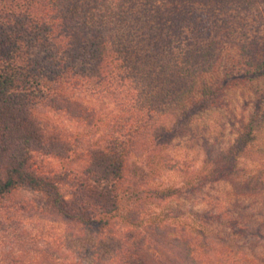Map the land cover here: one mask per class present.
Returning a JSON list of instances; mask_svg holds the SVG:
<instances>
[{"label": "trees", "instance_id": "trees-1", "mask_svg": "<svg viewBox=\"0 0 264 264\" xmlns=\"http://www.w3.org/2000/svg\"><path fill=\"white\" fill-rule=\"evenodd\" d=\"M263 5L0 0V264H83L84 247L72 258L73 239H93V257L109 248L110 264H264V254L240 256L202 231L193 241L149 209L196 182H234L244 159L258 167L234 195L264 198V145L255 144L264 123V23L255 25ZM237 85L256 90L235 142L181 184H155L176 170L171 147L193 117L224 107ZM241 221L231 228L246 235ZM41 223L65 233L52 240ZM252 230L264 238V224Z\"/></svg>", "mask_w": 264, "mask_h": 264}, {"label": "rangeland", "instance_id": "rangeland-1", "mask_svg": "<svg viewBox=\"0 0 264 264\" xmlns=\"http://www.w3.org/2000/svg\"><path fill=\"white\" fill-rule=\"evenodd\" d=\"M261 13L264 16V5L261 7ZM255 17L257 19L255 25L258 26L260 22L264 23V19L259 15L256 14ZM255 90V86L252 88L237 85L226 92L224 107L213 108L195 115L184 136L176 139L172 144L170 151L172 159L170 162L176 166V170L158 176L155 184L163 186L167 184L179 185L186 175H191L192 172L200 170L206 161H218L221 155L237 139L242 121L248 122L250 120L254 112ZM91 104L97 106L99 111L100 108L102 109L97 97H92ZM48 116L56 125L69 131L76 132L83 129L81 125L71 122L63 116L56 114H49ZM105 119L109 120L110 117ZM257 131L258 137L255 144L257 146L264 145V123L259 126ZM90 137L92 136L88 138ZM51 165L59 166V162L53 160ZM257 167V164L244 159L240 164L241 177L238 175L234 182L227 180L207 184L196 182L193 191L185 192L184 195L162 205H153L149 209L160 220L166 219L172 226L178 225L179 228L185 226L192 240L196 234L202 231L209 237V240L226 241L227 244L224 245L230 246L234 253L240 254V256H262L264 254V238L254 236L256 231L252 229L259 228L264 224V198L237 197L234 195L246 175L254 172ZM21 194L25 197H35L38 200V195H34L29 190L22 191ZM219 214L222 219L215 218ZM239 218L244 221L240 223H244L250 228V232L246 235L237 233V228H231L232 223H236ZM39 226L40 230L43 227L44 230L51 231L52 240L65 233L62 232V228L58 224L41 223ZM67 244L73 251L72 258L80 257V255L82 258L85 257L86 261L83 264H110V260L107 259L112 253L107 247L102 248L101 251L96 250L97 256L93 257L94 253L91 251L92 246L95 247L93 239H73ZM82 247L85 250L81 254L79 252V255L77 250L82 249ZM66 255L71 256L68 253ZM164 255L171 256V252L168 249L164 250ZM100 256L102 257L99 258ZM202 257L203 255L200 254L197 257L195 256V259L200 261Z\"/></svg>", "mask_w": 264, "mask_h": 264}]
</instances>
